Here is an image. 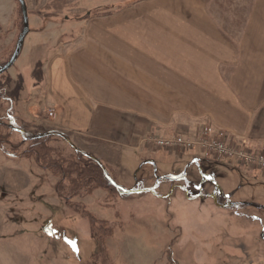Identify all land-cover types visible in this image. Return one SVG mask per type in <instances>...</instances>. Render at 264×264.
<instances>
[{"label":"rangeland","instance_id":"1","mask_svg":"<svg viewBox=\"0 0 264 264\" xmlns=\"http://www.w3.org/2000/svg\"><path fill=\"white\" fill-rule=\"evenodd\" d=\"M140 1H25L30 10L35 8L28 13L30 32L15 64L0 77L21 124L26 127L34 122L35 134L61 132L52 129L53 124L34 118L33 107L41 106L28 96L31 84L27 71L35 72V78L42 82L45 62L60 41L75 36L77 21L94 14L109 15L111 10L129 8ZM19 9L16 0H0V65L13 55L23 30ZM19 73L23 74L20 79ZM38 94L35 86V96ZM42 110L45 120L47 112ZM205 124L202 119L194 123L193 133L200 128L196 136H185L183 131L166 136L162 129H153L143 139L147 147L141 142L137 146L108 144L67 131L68 140L101 160L121 188L131 190L139 182L143 189L156 187L155 194L143 191L123 197L97 190L75 205L58 195V177L32 158L11 157L0 151V248L4 257L32 264L31 254L35 264H264V209L241 204L221 211L203 203L209 201L210 182L204 183V197L191 200L200 193L201 175L207 174L220 188L218 199L226 196L232 202L264 205V172L229 160H206L199 147L178 151L146 143L150 136L194 138ZM50 144L66 147L59 139ZM194 157L199 162L187 168L182 181L188 192L178 189L176 182L157 181L159 176H179ZM147 160L156 166L147 163L139 169ZM173 186L176 189L167 195ZM85 209L100 220L97 228L80 212Z\"/></svg>","mask_w":264,"mask_h":264},{"label":"crops","instance_id":"2","mask_svg":"<svg viewBox=\"0 0 264 264\" xmlns=\"http://www.w3.org/2000/svg\"><path fill=\"white\" fill-rule=\"evenodd\" d=\"M109 13L77 21L42 82L27 71L35 119L135 146L156 128L196 136L202 119L231 143L264 149V0H142ZM42 108L56 117L44 120ZM10 261L0 248V264H32Z\"/></svg>","mask_w":264,"mask_h":264},{"label":"trees","instance_id":"3","mask_svg":"<svg viewBox=\"0 0 264 264\" xmlns=\"http://www.w3.org/2000/svg\"><path fill=\"white\" fill-rule=\"evenodd\" d=\"M23 126L25 127L24 124ZM42 131L45 130L42 129ZM34 139L30 150L24 156L32 158L41 168L58 177L56 191L67 204L75 205L77 200H84L97 190H104L108 194L113 191L118 193V196H125L119 188L108 180L102 166L97 162L98 158L72 146L68 142L67 134L50 131L49 135ZM53 139H59L66 144V147L62 148L50 144ZM110 176L115 180L111 174ZM136 188L142 189L144 187L139 182ZM80 212L89 217L92 226L97 228L95 225L100 220L93 213L86 209Z\"/></svg>","mask_w":264,"mask_h":264},{"label":"flooded vegetation","instance_id":"4","mask_svg":"<svg viewBox=\"0 0 264 264\" xmlns=\"http://www.w3.org/2000/svg\"><path fill=\"white\" fill-rule=\"evenodd\" d=\"M19 5L20 9L19 11L22 12V7L20 0H16ZM26 1V0H25ZM35 1V0H34ZM35 3V2H34ZM27 11L29 12H35V8L31 9L27 5ZM23 15V14H22ZM9 61V60H8ZM6 61L5 63H7ZM5 63L1 64L3 66ZM7 71H5L3 74L0 75L2 77ZM14 100L9 94V92L6 90L4 87V82L0 81V151L5 153L8 156L11 157H16V158H23L24 154L30 150V146L32 145V142L35 140V123L33 122H28L26 127L21 124L17 117L14 115ZM38 135V134H36ZM199 158L194 157L190 163L195 164L198 163ZM182 174L179 176H174V177H181ZM186 175L184 178L180 179L179 181H173L174 183H177V188L180 190H183L185 193L186 191L188 192V188L182 184V181L185 179ZM202 180L201 184L199 183L198 187L200 189V193L192 197L191 200L195 201L196 199H200L203 196V186L204 183L210 182L213 186L212 191L208 193L207 197L209 198V201H202L203 203L206 204H212L219 210H226L231 208V200L224 196L222 199H218V194H217V200L214 199V194L216 190L215 184L207 179L205 175H201ZM176 186H173L171 188V191L169 193H166L169 195L172 193L175 189Z\"/></svg>","mask_w":264,"mask_h":264},{"label":"built area","instance_id":"5","mask_svg":"<svg viewBox=\"0 0 264 264\" xmlns=\"http://www.w3.org/2000/svg\"><path fill=\"white\" fill-rule=\"evenodd\" d=\"M50 118H55L57 113L54 108L47 110ZM147 144H155L161 149L173 148L178 151H192L199 147L207 160L217 163L231 161L244 164L252 169L264 172V149L255 150L246 146L236 145L228 141L225 134L214 130L210 125H205L197 137L174 136L170 138H156L150 136Z\"/></svg>","mask_w":264,"mask_h":264},{"label":"water","instance_id":"6","mask_svg":"<svg viewBox=\"0 0 264 264\" xmlns=\"http://www.w3.org/2000/svg\"><path fill=\"white\" fill-rule=\"evenodd\" d=\"M20 3H21V7H22V14H23V30L22 32L20 33V36L18 38V42H17V45H16V49L13 53V55L11 56V58L9 59V61L7 63H5L3 66L0 67V75L3 74L5 71H7L8 69H10L16 62V60L18 59L20 53H21V50L23 48V45H24V42H25V39L27 37V35L29 34L30 32V26H29V16H28V11H27V4L25 2V0H20ZM50 132H44L42 134H38V135H35V138H41V137H44V136H47L49 135ZM68 142L76 147L75 145H73V143H71L69 140ZM97 162L102 166L103 168V171L106 175V177L108 178V180L114 185L116 186L117 188H119L125 195H132V194H135V193H141L143 191H150V192H154L155 191V188L156 187H153L151 189H140V188H134V189H131V190H125L123 188H121L117 182L110 176V174L108 173L106 167L104 166V164L101 162V160L97 159ZM147 163H151L153 164L154 166H156V163L152 160H147L145 162H143L141 164V166L139 167V169H141V167ZM192 163H190L186 168L185 170L183 171L182 173V176L181 177H170V176H159L157 178V181H159L160 179H166V180H169V181H179L180 179L184 178L185 174H186V170L187 168L191 165ZM200 168V167H199ZM201 170V169H200ZM205 177H207V179L211 180L214 184H216V190H215V194H214V199L217 200V194L220 190L219 186L217 185L215 179L210 176V175H207V174H204ZM241 204H245V205H251V206H254V207H257V208H261V209H264V205H256L254 203H250V202H231L230 204V207H234V206H237V205H241ZM262 238L264 239V230H263V233H262Z\"/></svg>","mask_w":264,"mask_h":264}]
</instances>
